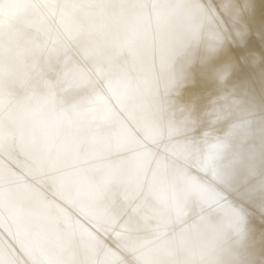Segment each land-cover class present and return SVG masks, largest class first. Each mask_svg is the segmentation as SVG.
Masks as SVG:
<instances>
[{"label":"bare ground","instance_id":"bare-ground-1","mask_svg":"<svg viewBox=\"0 0 264 264\" xmlns=\"http://www.w3.org/2000/svg\"><path fill=\"white\" fill-rule=\"evenodd\" d=\"M0 264H264V0H0Z\"/></svg>","mask_w":264,"mask_h":264}]
</instances>
